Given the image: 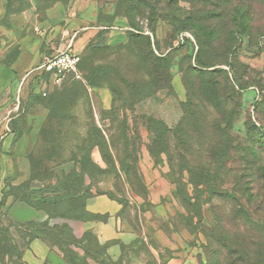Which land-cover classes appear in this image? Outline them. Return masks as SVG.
Returning <instances> with one entry per match:
<instances>
[{"label":"rangeland","instance_id":"rangeland-1","mask_svg":"<svg viewBox=\"0 0 264 264\" xmlns=\"http://www.w3.org/2000/svg\"><path fill=\"white\" fill-rule=\"evenodd\" d=\"M81 2L8 1L0 24V135L19 79L39 60L12 69L20 47L39 36L45 9ZM86 10L148 35L166 67L155 84L147 41L139 39L138 52L128 33L114 44L103 34L80 50L78 74L50 94L23 90L13 126L0 138V264H22L35 239L77 264H168L173 250L155 237L159 226L172 241L182 238V264H216L226 255L216 241L223 231L257 244L264 219V0H92ZM153 124L168 131L158 134ZM150 190L157 192L151 199ZM97 194L121 201L132 237L102 243L94 232L72 234L65 219L104 218L84 209ZM33 212L41 217L32 219ZM246 212L254 223L243 220Z\"/></svg>","mask_w":264,"mask_h":264},{"label":"crops","instance_id":"crops-1","mask_svg":"<svg viewBox=\"0 0 264 264\" xmlns=\"http://www.w3.org/2000/svg\"><path fill=\"white\" fill-rule=\"evenodd\" d=\"M8 1L0 0V24L8 15ZM81 1L83 2L80 3V6H77V3H70L69 5H54L45 9L44 19L36 30L39 36L32 43L20 47L22 51L11 68L20 71L38 59L40 61L43 57L64 48L74 34L73 47L77 50H84L101 30L107 28L104 37L108 44L124 40L128 31L132 30L128 22L119 17L114 18L110 26H106V22L98 20L96 15L87 12L86 7L92 0ZM40 41L43 42V48L39 45ZM39 50L52 51L43 54L38 53ZM109 101V95L104 91L102 94L103 105L108 106ZM156 193V191L150 190L148 197L151 199ZM84 209L87 213L104 216V218L100 220L65 219L76 238L82 237L86 232H94L98 240L104 243L111 240H125L133 236V230L129 223L121 216L122 203L107 194L87 197L84 201ZM146 211L151 213L149 208ZM32 217H34L32 219L36 217L38 219L41 214L33 212ZM149 229L151 230V228ZM153 232L163 247L173 250L168 264H182L187 254L182 238L179 236L178 240H175L176 242L172 241L171 238L166 237V230L161 226L155 227ZM179 246L180 248H178ZM31 248L24 254L22 264H70L57 248L47 245L42 239L33 240Z\"/></svg>","mask_w":264,"mask_h":264},{"label":"trees","instance_id":"trees-1","mask_svg":"<svg viewBox=\"0 0 264 264\" xmlns=\"http://www.w3.org/2000/svg\"><path fill=\"white\" fill-rule=\"evenodd\" d=\"M103 22L107 23V24H105L106 26L111 25V21H105L104 20ZM138 31H140V30H138ZM105 32H106L105 29L101 30L96 34V36L97 37L102 36ZM135 32L136 31H134L133 29L129 30V32H128V34L134 38V40L129 41L130 44L131 43L134 44L131 48L133 50H138V52H139V50H140L139 39L141 38L142 41H147L148 52H146V58H147V63L151 64V67L147 71H148L149 75L151 76V80L156 84L157 79H158V74L160 73V71L162 69H164L166 67V66L162 67L161 65L164 64L163 62H165L167 60V58L165 56L155 55L153 53V50H152L151 45H150V37L148 35H143V34H141V32H138V33L137 32L135 33ZM144 61H145V59H144ZM79 63H78V66H79ZM200 88H202V92H204V93H208L210 91L209 86L205 85V84L202 85V87L200 86ZM30 95L35 96V97H39V96L34 95L32 93H30ZM190 105H191V103L188 101V106H190ZM15 119L16 118H13V120L11 121V124H10L11 127L13 126ZM153 125H154L153 131L158 133V134L161 133L162 135H164V134H166V131H168V128L163 124H161L160 127H155V126H158L156 124H153ZM182 127H183V121L180 120V122L178 123V125L176 127V131H174V132L180 131ZM156 141H157V139L154 136V138L152 140V144H155ZM151 148H152L151 151L156 153V151H155L156 149L153 148L152 146H151ZM258 177L262 181V183L264 184V168L262 170V173ZM110 197H112V196H110ZM112 198H114V197H112ZM117 201H119L121 203L120 200H117ZM88 214H90V213H88ZM91 215L92 216H98V215H94V214H91ZM234 216L237 217L236 215H234ZM242 217H243L244 221L248 220V222L250 224H252V222L254 223V220L250 221V219H249L250 214H248L247 212L245 214H243ZM260 220L263 223L262 224L263 226H260L261 227V229H260L261 235H260V238H259V241L257 244H255V240L250 241V237L244 238L243 236L239 237L238 240L232 241L229 239V234L227 232L225 233L224 231H223V233L225 234V236L224 235L223 236L225 237V239H223L221 241V237H219V236L216 237V241L218 242L219 247L222 250H224V252L226 254V255H224V257L222 259L216 260L215 261L216 264H264V219H260ZM219 229L224 230L220 225H219ZM209 230H207L208 241L210 240V237L212 236V234L208 233ZM233 253H240L241 256L239 257V255H238L235 258H232L231 255ZM65 259L70 264H77V263L73 262L71 259H69V257H67V256L65 257Z\"/></svg>","mask_w":264,"mask_h":264},{"label":"built area","instance_id":"built-area-1","mask_svg":"<svg viewBox=\"0 0 264 264\" xmlns=\"http://www.w3.org/2000/svg\"><path fill=\"white\" fill-rule=\"evenodd\" d=\"M74 37L75 34L70 37L69 42L64 48L43 57L21 76L13 96V106L7 109L2 116L3 133L0 135V138H3L4 135L10 132L9 126L20 110V96L24 89H29V95L32 93L45 97L55 87L60 85L67 76L78 74L81 51L73 47L72 41Z\"/></svg>","mask_w":264,"mask_h":264}]
</instances>
